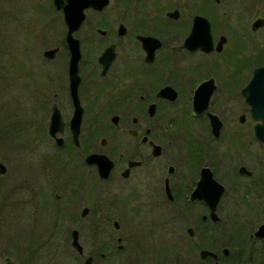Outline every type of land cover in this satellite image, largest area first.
I'll return each instance as SVG.
<instances>
[{"label":"flooded vegetation","instance_id":"1","mask_svg":"<svg viewBox=\"0 0 264 264\" xmlns=\"http://www.w3.org/2000/svg\"><path fill=\"white\" fill-rule=\"evenodd\" d=\"M52 1L45 23L62 29L28 108L42 132L25 129L24 174L0 157V220L21 212L30 238H72L84 264H170L173 238L178 264H264V0H109L73 33L77 67ZM73 238H94L91 252Z\"/></svg>","mask_w":264,"mask_h":264},{"label":"rangeland","instance_id":"2","mask_svg":"<svg viewBox=\"0 0 264 264\" xmlns=\"http://www.w3.org/2000/svg\"><path fill=\"white\" fill-rule=\"evenodd\" d=\"M54 10L52 0H0V157L8 165V171L13 172L15 168L16 170L20 168L15 174L27 172L26 167H23V159H25L23 156L26 152L22 139L25 137V129L32 124L29 130L32 137L36 136L39 129V127L35 128L36 123L39 122L35 120L31 123L39 116L33 115L28 108L32 107L35 101L31 98L35 90L41 88L43 81L46 80L38 74L42 69L43 52L57 43L56 40L51 39L55 38V34L62 29L61 24L56 22L53 30L57 32H52L45 23L51 18L57 19ZM106 10H120L119 4L112 3ZM30 62L34 67L29 77L25 64ZM13 128L16 129L15 132ZM38 131L42 132V130ZM17 138L20 140L14 141ZM45 146L48 149L49 144L45 143ZM8 175L10 173L0 176V199L6 202L9 201V196L7 199L3 196L10 189ZM14 213L17 212L9 213L6 210L0 220V264H3L6 257L19 259L27 264H84V258L77 256V260L73 253L77 254L72 247V238H30L35 227L24 221L21 212L18 216ZM115 239L111 238L116 243ZM240 239H245L243 243L248 256L252 245L248 242V238ZM92 240L94 238H80L85 247V254L91 252ZM184 240L186 238L171 240L175 242V250L173 253H166L171 259L170 264H174L173 258L176 259L175 264L184 261ZM219 240L224 244L227 242V238ZM162 253L163 251L158 249L159 261ZM262 256H260L261 260H264Z\"/></svg>","mask_w":264,"mask_h":264},{"label":"water","instance_id":"3","mask_svg":"<svg viewBox=\"0 0 264 264\" xmlns=\"http://www.w3.org/2000/svg\"><path fill=\"white\" fill-rule=\"evenodd\" d=\"M109 0H54L55 6L57 9L62 10L65 14V20L67 22L69 31H68V41L71 46V50L73 52V57L71 61V65L77 67L78 60L80 58V45H79V40H77L74 36L73 33L79 29L81 26L83 20L85 19V11L89 8L97 9V10H102L107 4ZM55 52V50H50L47 52V55L52 56V54ZM107 54V53H106ZM113 58V57H112ZM103 59V58H102ZM57 122V116L56 114L53 115L52 119V125H51V130L54 133L55 132V127ZM55 124V125H54ZM106 158L108 161V157L105 155H95L92 159V161H95L98 163L99 171L101 175L107 176L108 171L111 169V163L109 161V166L105 165V159ZM107 161V162H108ZM6 171V166L4 163H0V172L4 173ZM73 245L79 250L83 251V246L80 243L79 238H73ZM207 255H217L215 253H212L210 251H203V256ZM5 264H18L15 260L8 258L5 261ZM86 264H91L90 259L87 261ZM215 264H221L218 260L216 261Z\"/></svg>","mask_w":264,"mask_h":264}]
</instances>
